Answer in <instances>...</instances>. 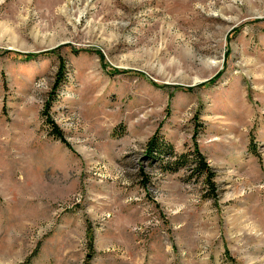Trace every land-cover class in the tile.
Wrapping results in <instances>:
<instances>
[{
  "label": "rangeland",
  "instance_id": "obj_1",
  "mask_svg": "<svg viewBox=\"0 0 264 264\" xmlns=\"http://www.w3.org/2000/svg\"><path fill=\"white\" fill-rule=\"evenodd\" d=\"M0 264H264V0H0Z\"/></svg>",
  "mask_w": 264,
  "mask_h": 264
},
{
  "label": "trees",
  "instance_id": "obj_2",
  "mask_svg": "<svg viewBox=\"0 0 264 264\" xmlns=\"http://www.w3.org/2000/svg\"><path fill=\"white\" fill-rule=\"evenodd\" d=\"M59 69L60 70L57 75V80L53 87L56 91L61 86L64 80V77L62 75L63 62ZM50 106L51 103L48 102L45 110L43 111L46 123L48 126H50L52 135H54L56 139L65 143L66 141L61 130L49 116ZM148 148L150 156L153 159L161 162V168L164 172L176 173L181 170H186L189 172L188 176L190 179L194 178V176H197L199 179L203 180V184L208 191V194L206 196L209 199L217 197L214 185L215 174L197 147L192 151L179 154L175 152L170 145L159 139L156 135L149 141Z\"/></svg>",
  "mask_w": 264,
  "mask_h": 264
}]
</instances>
